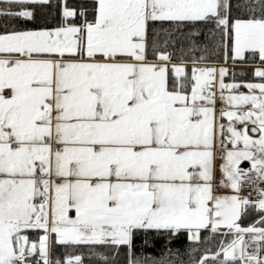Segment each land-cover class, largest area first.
Instances as JSON below:
<instances>
[{"label":"snow or ice","instance_id":"6c2138e0","mask_svg":"<svg viewBox=\"0 0 264 264\" xmlns=\"http://www.w3.org/2000/svg\"><path fill=\"white\" fill-rule=\"evenodd\" d=\"M221 228L216 264H264V0H0V264H173Z\"/></svg>","mask_w":264,"mask_h":264},{"label":"trees","instance_id":"16d2710c","mask_svg":"<svg viewBox=\"0 0 264 264\" xmlns=\"http://www.w3.org/2000/svg\"><path fill=\"white\" fill-rule=\"evenodd\" d=\"M180 40V43H177L174 48H170L169 50L174 53L177 57L175 62H179L178 57L180 55V49L183 48L185 51L190 47L187 41ZM192 55H200L199 52H195ZM258 64L259 61L257 60ZM251 65L248 68H236L234 71L236 72L235 81L240 82L241 80L245 82H255L260 81L259 78H256L252 75ZM245 73L241 75V73ZM225 79L229 82H233V77L231 72L229 76L225 77ZM258 199V194H257ZM259 219V216L256 212H250L249 214L242 216L241 218V226L246 227L254 223ZM234 233H229L227 229H220L218 232L213 233L210 229H204L201 231V240L199 241H191L186 237H182L179 241L174 242L169 245L172 249L171 255H167L166 258L168 260L173 261V264H194L195 261H198L200 258L207 255L209 257L208 264H216L215 261L211 259V257L219 253L223 246H226L234 239ZM195 250V251H194ZM160 252L159 246L154 251L148 253L149 255L158 256ZM106 253V249L103 246L98 245H69V246H59L56 252L57 258H68L70 256L79 255L82 258L83 264H103V262L99 258V254ZM222 259V254L219 257Z\"/></svg>","mask_w":264,"mask_h":264},{"label":"built area","instance_id":"2783aa9c","mask_svg":"<svg viewBox=\"0 0 264 264\" xmlns=\"http://www.w3.org/2000/svg\"><path fill=\"white\" fill-rule=\"evenodd\" d=\"M254 187L255 186H253V188H245L243 195H247L249 192H251L252 193V199H254V190H253Z\"/></svg>","mask_w":264,"mask_h":264},{"label":"crops","instance_id":"0c3cea01","mask_svg":"<svg viewBox=\"0 0 264 264\" xmlns=\"http://www.w3.org/2000/svg\"><path fill=\"white\" fill-rule=\"evenodd\" d=\"M225 82L231 83V82L227 81L226 79H225ZM255 82H260V81H255ZM244 90L246 91V89H244ZM246 166H248V162H242V167H246Z\"/></svg>","mask_w":264,"mask_h":264},{"label":"rangeland","instance_id":"374dc122","mask_svg":"<svg viewBox=\"0 0 264 264\" xmlns=\"http://www.w3.org/2000/svg\"><path fill=\"white\" fill-rule=\"evenodd\" d=\"M225 192H227L228 190H224ZM256 197H257V195H256ZM222 229H224V228H222ZM225 229H227V228H225ZM228 230V229H227ZM202 231V230H201ZM246 239H247V237H246ZM251 250V248H249V251Z\"/></svg>","mask_w":264,"mask_h":264},{"label":"bare ground","instance_id":"6f19581e","mask_svg":"<svg viewBox=\"0 0 264 264\" xmlns=\"http://www.w3.org/2000/svg\"><path fill=\"white\" fill-rule=\"evenodd\" d=\"M251 251V250H250Z\"/></svg>","mask_w":264,"mask_h":264}]
</instances>
